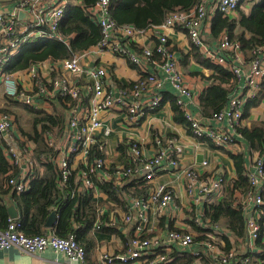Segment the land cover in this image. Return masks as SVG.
<instances>
[{"label": "built area", "instance_id": "built-area-1", "mask_svg": "<svg viewBox=\"0 0 264 264\" xmlns=\"http://www.w3.org/2000/svg\"><path fill=\"white\" fill-rule=\"evenodd\" d=\"M71 1L21 0L11 10L0 13V86L4 88L7 98L35 110H44L45 104L60 103L67 119L59 146L54 144L50 136L46 137L48 146L56 154L42 155V160L38 161L35 157L36 143L16 133L14 115L0 114V142L5 143L6 157L19 170L18 175L9 180V186L17 194L29 191L33 171L37 172L47 162H54L58 166L61 192L65 190L72 172H77L76 180L81 183L77 188L79 192L96 188L97 182L112 181L115 187L122 190L127 180L134 181L136 185L150 184L144 194L123 192L128 211L121 221L114 218L95 224L94 229L98 231L112 225L123 226L130 237L129 248L118 254L104 253L101 257L103 264H254L252 253L261 252L257 242L261 235L259 219L264 214V151L261 154L258 150V156L245 167L249 189L244 193L238 191L235 196V206L243 209L247 228L246 252L241 254L240 249L235 247L229 250L219 247L223 237L231 233L207 225L203 219V209L191 211L194 214L193 224L202 231L209 230L207 233L202 232L203 239L181 229H171L164 235H152L151 209L157 210L153 211L156 215H163L177 199V193L169 183L152 184L159 169L174 171L183 177L186 193L201 208L218 203L226 194L227 179L224 172L214 171L205 175L196 167L183 165L172 149L164 145L161 136L153 140L156 154L151 157L146 155L139 141H128L125 145L127 164L113 167L106 157L105 144L98 137L99 133L106 137L111 134L110 129L103 128V113L120 112L130 125L136 127L148 115L160 110L164 102V84L169 81L175 90L176 103L191 125L192 137L206 141L216 149H232L238 145L239 139L244 137L239 126L245 106L256 99L262 89L264 43L249 53L245 60L240 45L231 41L227 31L222 33L216 44H211L206 28L218 14L233 17L244 6V0H199L194 8L173 11L161 25L147 30L119 26L111 15L112 0H98L89 8L82 6L86 14L100 26L101 41L93 48L74 53L67 59L33 62L23 70L31 82L25 86L18 76L22 70L10 69L15 57L31 41H59L69 46L59 29L67 17ZM21 14H24V19ZM178 28L185 30L191 44L205 59L231 71L237 81H244L232 93L226 108L212 117L205 118L203 113L202 116H196L188 108L192 103V92L179 70L175 53L168 47L169 39L165 32ZM148 30L156 39V46L154 49L144 48L139 54L131 49L129 43H135ZM103 51L128 59L140 69L142 74L139 83L131 91L114 85L107 67L86 64L87 58ZM155 51L163 58L159 73L149 71L150 65L157 66L153 59ZM43 69L48 71L49 76L42 75ZM202 165L206 166L207 162ZM11 248L29 255L41 254L50 249L64 255L67 264H88L86 248L74 234L66 238L58 236L56 232L29 236L22 231L17 219L10 218L7 228L0 230V251ZM185 256L192 262H175ZM257 260V264L264 263L260 256Z\"/></svg>", "mask_w": 264, "mask_h": 264}, {"label": "trees", "instance_id": "trees-1", "mask_svg": "<svg viewBox=\"0 0 264 264\" xmlns=\"http://www.w3.org/2000/svg\"><path fill=\"white\" fill-rule=\"evenodd\" d=\"M85 4V8L93 6L98 0H78ZM250 0H244L242 4ZM263 3H262V2ZM199 0H112L111 15L119 26H132L137 30H147L153 26L161 25L167 15L176 10L187 11L194 8ZM262 3L263 11L260 14L253 15L249 20L243 9L238 10L241 14L240 20L233 17H224L218 14L213 21V33L218 35L227 31L233 43L240 45L241 51L251 53L258 46L264 43V0ZM257 6H253V12L257 10ZM67 17L60 26V33L68 45L59 41H40V44L33 48H26L13 63L10 69L14 71L24 70L33 62H42L47 59L61 60L70 58L74 53H79L96 46L102 39L101 28L98 26L85 12L84 8L75 4H71L67 10ZM239 28V31L237 30ZM178 30H185L178 28ZM132 50L142 54L144 48L138 47L136 43H129ZM192 45V44H191ZM168 47L173 53H176L174 47L169 42ZM195 50L194 59L201 61L206 67L213 68L216 75L212 76L209 87L201 96V111L205 118L212 117L215 113L223 111L229 103L232 93L238 88L236 77L228 69L216 65L205 59L199 50L192 45ZM154 61L157 66L163 64L161 54L154 52ZM144 76V75H143ZM218 81V82H217ZM139 81L131 83L127 87H123L127 91H131ZM264 88V81L262 83ZM264 91L248 105L249 107L258 106L261 102ZM164 95V94H163ZM175 111L176 121L183 123L191 132V125L186 120L183 110L177 105L175 95L170 100ZM249 102V103H250ZM164 105V103H163ZM163 105L161 109L163 108ZM34 115L33 132L25 133L28 140L36 143L35 157L41 161L42 155H55L51 147L46 142L49 138L53 127L59 128L63 133L67 126V119L62 114L58 116L45 113L44 110H35L27 107ZM244 120L239 126V131L253 148L264 151V124H256L252 129L241 127ZM41 129V130H40ZM192 135V134H191ZM6 145L0 142V230L7 228L9 224L8 206L14 203L18 209L22 231L29 236L46 235L45 225L55 210L58 211V219L55 224V232L60 237H68L71 234L76 236L77 241L86 248V251L93 246L91 239H88V233L93 231L94 224L97 220L98 205L96 204L95 192L97 190L104 191L112 199H117L121 193L127 192V188L119 189L115 187L114 182L96 183V188L86 189L83 192L77 191L81 183L77 182V172H72L66 188L60 191L58 181L60 172L58 166L54 162L44 163L45 172L41 175L39 172L33 171L30 189L27 192L17 194L16 191L9 186V180L18 175L19 170L12 165L5 154ZM124 151L126 146H121ZM221 150V149H220ZM235 163L236 172L238 174L237 181L228 187L224 197L216 204L206 205L204 209V221L211 227H219L214 224H221L222 229L227 230L236 238H241L245 243L247 238V228L243 209L236 207L235 196L238 191L246 192L249 189V182L245 176L244 160L241 155L231 156ZM145 184V183H143ZM142 184V185H143ZM148 188V187H147ZM74 193V196L71 195ZM136 193V192H135ZM138 194V193H136ZM261 225V235L258 240H263L264 230V214L259 219ZM119 233L113 229L106 227L105 233ZM209 230H203L207 233ZM128 235V234H127ZM204 235L201 236V239ZM224 242L229 250L230 243L227 236L223 237ZM130 242V237H129ZM129 242L126 251L129 248ZM257 242V245H258ZM261 256V260H263ZM192 262L189 257L185 256L176 263ZM264 264V263H263Z\"/></svg>", "mask_w": 264, "mask_h": 264}, {"label": "crops", "instance_id": "crops-1", "mask_svg": "<svg viewBox=\"0 0 264 264\" xmlns=\"http://www.w3.org/2000/svg\"><path fill=\"white\" fill-rule=\"evenodd\" d=\"M19 1L21 0H0V13L11 10L12 7H14ZM71 4L81 7L85 6L82 1L78 0H72L70 5ZM245 12H248L247 14H249V10H246ZM237 16L238 13L233 14V18H237ZM21 18L24 19V16H21ZM213 21L214 20L207 24L206 32L208 42L216 44L223 32L218 35H214ZM237 30L239 31V28ZM165 32L172 47L176 50L175 55L178 59L179 70L184 74L185 83L192 92L193 99L188 108L194 115L202 116L201 96L209 87L210 82H213V80L209 81V79L216 75V73L213 68L206 67L200 60L196 61L194 59L196 52L192 47L188 36L183 31L169 29ZM135 43L138 47L154 49L156 46V39L152 37V32L148 30L145 34L138 37ZM38 44H40L39 41H31L27 47L33 48ZM20 54L15 57V61L18 59ZM248 56L249 53L244 52L245 60L248 59ZM51 60H48V62H51ZM86 64H88V66L102 65L107 67L109 75L112 76V82H114V85H117L118 87L129 86L131 83L138 81L140 79V74H142L140 69L131 64L128 59L118 57L109 51H103L102 53L92 55L87 58ZM149 71L152 73H159L160 67L150 65ZM41 73L44 77L49 76L47 70L43 69L41 70ZM18 76L21 81L24 82L25 86L31 83L30 79L23 70L18 73ZM83 78L86 79V76L83 75ZM238 83L239 85H243L244 81H237V85ZM262 91H264L263 87L261 89V92ZM3 93H5L4 88L0 86V97ZM163 94V108L148 115L143 119L141 124L136 127L130 125L126 116L120 112H108L101 115L103 128L111 130V134L108 137L104 136L102 133L98 134L99 139L105 144L104 147L109 165L113 167H121L127 164L125 149L123 151L120 148L121 146L124 147L130 140L139 141L144 146L145 153L148 157L155 155L156 148L154 147L153 140L155 137L161 136L163 138L164 145L172 149V152L178 156L183 165L196 167L205 175L212 174L214 171H222L225 173L228 187H230L231 184L235 183L238 178L235 163L231 156L241 155L244 160V167H247L250 165V162L258 156L259 151L252 148V145H250L248 140L244 137L239 139V144L232 149L221 150L214 148L206 141L196 140L192 137L189 128L175 119V111L170 102L172 95L174 96L175 94V90L169 81H166L164 84ZM250 104L251 102L245 106L244 120L241 125V127L248 129H252V126L256 124H264V96L258 106L249 107L250 109L248 114V105ZM5 105L6 103L3 100H0V108ZM53 105L54 109L57 110V115L54 113H48L46 110L44 111L51 115L58 116L59 114H62L66 117V112L62 108L63 106L61 107L60 103H54ZM45 106H47L48 109L52 108L50 104H45ZM16 133L19 134L18 131H16ZM205 161L207 162V165L203 166L202 163ZM37 172L42 175L45 172V167L39 168ZM163 183H169L171 187L174 188L177 193V199L173 206L166 210L167 212L163 215H156L153 211L157 210L155 208L151 209L152 212L150 216L152 220V235H164L166 231L171 229H181L190 233L192 232L196 236H202V229L193 224L194 214L192 215L191 211H201V209L204 210L205 205L201 208V205L196 204V201H193L191 197L188 196L183 177H179L174 173V171H160L159 169L152 184ZM149 185L150 184L136 185L134 181L129 182L127 180L124 187L127 188V191H134L140 195L146 193ZM123 197L120 193L117 199H112L104 191L97 190L94 198L96 204L98 205L97 220L95 224L99 221L104 222L114 218H116L117 221H121L123 216L128 211L127 204ZM10 205L15 206L13 202L10 203L9 206ZM53 212L57 213V222L58 211L55 210ZM214 225L222 227L221 224ZM45 228L47 230L46 234L55 232V226H53V228H47L45 225ZM105 228L106 227L99 231L93 228V231L89 232L87 235L88 239H91V242L93 243V246L87 251L88 264H103L101 257L104 253H108L109 255L118 254L126 248V245L129 242V236L127 235L128 231L124 230L123 226L112 225L108 227L119 233H115L113 231L112 233H105ZM228 240L230 248L235 247L238 248V250L240 249L241 254L246 252L245 243L241 238H236L232 234H229ZM258 246L261 249L260 254L252 253V257L255 259L254 264H257L259 256H263L264 258V238L258 242ZM219 247L228 248L224 240L220 241ZM249 253L251 254V252ZM178 259L181 260V258ZM0 264H67V259L64 255L56 253L50 249L41 254L29 255L19 249L11 248L9 250L0 251Z\"/></svg>", "mask_w": 264, "mask_h": 264}, {"label": "rangeland", "instance_id": "rangeland-1", "mask_svg": "<svg viewBox=\"0 0 264 264\" xmlns=\"http://www.w3.org/2000/svg\"><path fill=\"white\" fill-rule=\"evenodd\" d=\"M258 1L259 0H250L247 3H245L244 6H242L241 8L244 11L249 10V14H247L248 12L244 13L246 14V17L249 20L252 18L253 15L260 14L263 11V7H262L263 2L261 1L262 2L261 3ZM254 5L258 7L255 12L252 11ZM241 17L242 15L239 14L237 16L238 20H240ZM0 100H3L6 103L4 107L0 108V113L1 114L11 113L12 115H14L15 120H16V130L23 136L25 140H28L25 133L33 132L32 119L34 118V115L28 110L27 107L21 104H18V103H14L10 99H8L5 93L1 95ZM51 106L52 108L48 109V107L44 105V110H46L48 113H54L57 115V110L54 109V105H51ZM61 137H62V133L59 130V128L53 127V129L50 132V138H52V141L54 142L55 145L59 146V144L61 143ZM197 237L198 239H200L201 235H198Z\"/></svg>", "mask_w": 264, "mask_h": 264}, {"label": "water", "instance_id": "water-1", "mask_svg": "<svg viewBox=\"0 0 264 264\" xmlns=\"http://www.w3.org/2000/svg\"><path fill=\"white\" fill-rule=\"evenodd\" d=\"M21 16L23 17L24 14H21ZM7 210H8V214H9L11 219H18L19 214H18V211L14 205H10ZM56 218H57V213L53 212L51 214L47 224H46V227L47 228H53V226H55Z\"/></svg>", "mask_w": 264, "mask_h": 264}]
</instances>
